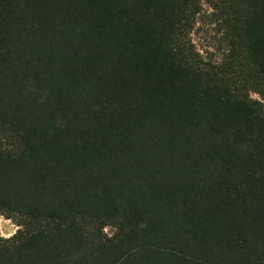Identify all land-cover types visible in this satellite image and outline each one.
<instances>
[{
  "label": "trees",
  "instance_id": "trees-1",
  "mask_svg": "<svg viewBox=\"0 0 264 264\" xmlns=\"http://www.w3.org/2000/svg\"><path fill=\"white\" fill-rule=\"evenodd\" d=\"M0 214V264H264V0H0Z\"/></svg>",
  "mask_w": 264,
  "mask_h": 264
},
{
  "label": "rangeland",
  "instance_id": "rangeland-1",
  "mask_svg": "<svg viewBox=\"0 0 264 264\" xmlns=\"http://www.w3.org/2000/svg\"><path fill=\"white\" fill-rule=\"evenodd\" d=\"M218 35L217 27L213 23H210L204 16L199 20V22H197L192 37L197 48L203 52L204 55H207L212 51L218 53ZM252 96L260 98V96L256 93H252ZM17 229L18 226L13 219L0 214V236L10 237L16 233ZM105 230L110 235L114 232V228L112 226H107Z\"/></svg>",
  "mask_w": 264,
  "mask_h": 264
}]
</instances>
